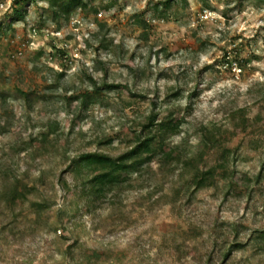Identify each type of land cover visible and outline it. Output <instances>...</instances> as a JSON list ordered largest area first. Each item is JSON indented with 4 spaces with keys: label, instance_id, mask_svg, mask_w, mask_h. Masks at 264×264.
<instances>
[{
    "label": "rangeland",
    "instance_id": "obj_1",
    "mask_svg": "<svg viewBox=\"0 0 264 264\" xmlns=\"http://www.w3.org/2000/svg\"><path fill=\"white\" fill-rule=\"evenodd\" d=\"M14 1L0 0V129L6 128L0 131V161L11 147L23 146L24 142L29 149L41 150V131L68 133L72 118L81 109L79 98L85 90L94 102L82 110L85 119L77 121L65 141L78 152L98 150L86 142L105 135L115 138V148L124 146L129 120L145 114L150 100L164 95L166 84L179 85L183 91L180 96L169 97L170 102L162 109L184 116L185 128L190 132L195 121L219 115L231 105L245 103L263 92L259 90L264 89V0H208L210 8L203 0H188L191 23L187 26L178 25L170 17L164 20L153 15L150 0H118L114 11L104 13L112 26L109 48L104 51L97 49L94 41L86 45L83 38L81 42L69 40L65 48L59 49L60 39L51 33L73 17L82 22L93 18L92 9L78 7L48 21L44 3L30 2L25 17L20 19L14 15ZM143 9H147L150 22L146 28L131 18ZM224 9L228 16L222 14ZM199 10H204L202 15L197 13ZM79 29L84 33L86 24ZM57 52L71 57L64 61L54 56ZM49 55L53 57L49 59ZM240 59L246 60L241 67ZM100 60L106 63V73ZM85 71L104 83V93L96 95ZM116 83L121 84L112 87ZM123 83L129 84L131 93ZM194 86L198 87V95L189 108L185 96ZM249 86H255L251 93H247ZM128 100L131 105H127ZM263 131L264 115L250 121L246 134V139L262 138L258 147H250L247 141L240 144L244 156L240 167L249 172L241 186L242 196L235 200L230 196L221 203L223 192L210 185L199 192L197 208L189 206L187 211L180 205L164 203L157 215L141 221L140 230L134 232L124 230L125 223L113 226L114 216L103 217L96 212L75 216L72 221L64 212L57 217L59 208L71 209L73 195L65 193L48 174L55 166L51 155L34 154L32 162L39 167L42 161L47 180L52 182L26 188L25 203L46 202L49 209L42 215L32 207L23 209L8 236L0 237V264H65L71 255L78 260L93 250L114 252L109 264H150L139 254L142 246L156 248L153 241L159 242L162 235L180 234L192 223L211 224L215 216L244 227L238 236L249 244L234 255L233 264H264L263 254L256 250L257 233L264 229ZM242 135L230 146H238ZM216 153L209 156L210 166L214 167ZM224 174L217 170L220 185L224 177L230 178ZM65 181V187L72 188L70 175ZM1 214L0 230L2 220L9 219ZM50 224L57 226L55 232ZM64 229L71 239L62 237ZM145 233L152 239L143 245L148 237Z\"/></svg>",
    "mask_w": 264,
    "mask_h": 264
},
{
    "label": "trees",
    "instance_id": "obj_2",
    "mask_svg": "<svg viewBox=\"0 0 264 264\" xmlns=\"http://www.w3.org/2000/svg\"><path fill=\"white\" fill-rule=\"evenodd\" d=\"M30 2L44 3L49 15L48 21H55L78 7L92 9L94 16L90 20L94 24L87 30L85 43L91 45V41H94L97 49L103 51L109 48L112 26L105 19H99L97 13L111 12L118 0H15L14 15L20 19L24 18ZM95 2L99 4H94ZM203 2L210 8L208 0ZM149 3L155 12L153 15L161 19L168 20L170 17L181 26L191 23L188 0H150ZM222 14L228 16L227 10L224 9ZM131 18L143 28L150 23L147 9L133 13ZM244 61L246 62L244 59L238 60L240 67ZM99 65L106 73V63L100 60ZM84 73L93 83L96 95L104 93V83L92 73ZM61 74L64 75V72ZM118 84L121 83L112 84V87ZM254 87L249 86L247 93H251ZM123 88L130 93L133 90L128 83H123ZM164 89L163 96L150 100V108L145 114L140 117L135 115L129 120L124 132L127 140L124 146L115 148V138L111 135L99 139L91 138L86 142L89 146H97L98 150L78 152L74 151L71 145L65 144L67 134L74 129L77 121L85 119L82 110L88 103L94 102L90 92L85 90L79 98L81 109L72 118L68 133L62 135L58 131L50 134L48 131H41V150H36L35 147L29 149L24 142L25 145L13 146L10 152L4 153V158L0 161V214H7L9 219L2 220L0 237L8 236L7 232L13 229V224L24 212L25 207L34 208L40 215L49 209V203L46 202L34 201L30 205L25 203L26 188L47 186L46 183L52 182L51 179L47 180L42 161L39 162V167L32 162L35 160L34 154L40 157L51 155L55 166L48 174L58 181L65 193L73 195L71 209L59 208L57 212V217L64 213L70 214L68 221H72L75 216L96 212L103 217L114 216L113 226L125 223L124 230L130 229V232H134L140 230L142 223L152 215H157L164 203L174 207L180 205L187 211L189 206L197 208L199 192L210 185L223 192L221 203L228 201L230 196L234 197L233 200L242 196L241 186L245 185L244 179L249 177V172L240 167L244 160L240 144L247 141L250 147L257 148L262 141L261 137L246 139V134L250 121L261 119L264 115V89L259 90L263 91L261 95L252 100L235 103L219 115L195 121L191 132L185 128L184 116L162 109L170 102L169 97L182 94L181 86L166 84ZM156 95L158 96L159 92H156ZM197 95V86L187 91L185 99L189 108L194 105ZM131 104L132 101L128 100L127 105ZM3 119L7 123V118ZM0 131H6V128ZM240 134L243 135L239 138L238 146H230V142ZM214 151L217 153L213 167L209 164V156ZM60 163L62 165L55 170ZM219 169L224 175H230V178H223L221 185L219 179H216ZM67 175L72 177V188L65 187ZM218 219V216H215L211 224L192 223L180 234L171 232L169 237L162 235L157 240L159 242L153 241L156 248L142 246L139 254L150 264H183L184 261L187 264H233L234 255L249 244L238 236L240 229L244 227L234 221ZM50 227L54 232L57 229L54 224H50ZM245 230L252 232L249 228ZM62 233L63 238H72L67 230L64 229ZM145 235L148 237L142 242L143 245L152 239L150 234ZM207 237L210 240H207ZM256 248L264 257V229L257 233ZM113 257L115 255L111 250H93L89 256L84 254L78 260L71 255L65 264H109Z\"/></svg>",
    "mask_w": 264,
    "mask_h": 264
},
{
    "label": "built area",
    "instance_id": "obj_3",
    "mask_svg": "<svg viewBox=\"0 0 264 264\" xmlns=\"http://www.w3.org/2000/svg\"><path fill=\"white\" fill-rule=\"evenodd\" d=\"M203 11L199 10L197 13L199 15L200 14L202 15ZM97 16L99 17V19L101 18V19L106 20L105 15L102 11H99L97 13ZM68 21L69 22L66 23L65 25L63 24L61 26H56V27H54V29L51 30V33L56 38L60 39V41H59L60 43L57 46L59 49L65 48V46H67V43H69V40H72L74 42H81V40L83 38L85 41V38H86L87 33H88L87 30L90 29L94 24V22H92V20H90V19H86L85 22H82L80 19L75 18V17L71 18ZM84 23L86 24V30L83 33L79 28L81 25H84ZM54 56L58 57L59 59L63 58L64 61L71 57L70 55L68 56L67 53H62V52H57V54H54ZM52 57L53 56L49 55L48 58L51 59ZM70 63H72V61H70Z\"/></svg>",
    "mask_w": 264,
    "mask_h": 264
}]
</instances>
